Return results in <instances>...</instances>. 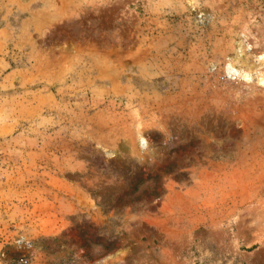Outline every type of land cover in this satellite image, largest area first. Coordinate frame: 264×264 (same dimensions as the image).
Returning a JSON list of instances; mask_svg holds the SVG:
<instances>
[{"label":"rangeland","instance_id":"1","mask_svg":"<svg viewBox=\"0 0 264 264\" xmlns=\"http://www.w3.org/2000/svg\"><path fill=\"white\" fill-rule=\"evenodd\" d=\"M0 264H264V0H0Z\"/></svg>","mask_w":264,"mask_h":264}]
</instances>
